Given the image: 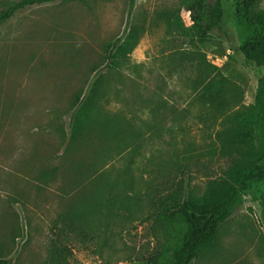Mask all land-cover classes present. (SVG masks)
<instances>
[{
  "label": "rangeland",
  "instance_id": "374dc122",
  "mask_svg": "<svg viewBox=\"0 0 264 264\" xmlns=\"http://www.w3.org/2000/svg\"><path fill=\"white\" fill-rule=\"evenodd\" d=\"M9 1L0 0V7ZM191 2L64 0L23 9L0 25V259L51 264L60 248L63 264H150L181 238L183 225L154 220L147 192L164 197L182 185L203 193L229 164L215 149L208 110L196 99V81L205 76L198 63L206 58L245 87V104L254 102L264 75V66L239 50L251 28L236 1H221L223 29L207 33ZM257 10L264 11V0ZM132 27L137 46L111 68L106 48ZM99 73L107 75L103 108L130 121L122 124L123 140L100 143L90 131L72 136L75 100L88 95ZM99 144L104 153L91 172L86 164ZM127 163L134 190L122 182L113 196L131 199L135 213L106 220L100 210H85L106 178L99 171L123 178ZM80 197L87 214L69 220ZM193 264H264L258 195H245L222 224L217 247Z\"/></svg>",
  "mask_w": 264,
  "mask_h": 264
},
{
  "label": "trees",
  "instance_id": "16d2710c",
  "mask_svg": "<svg viewBox=\"0 0 264 264\" xmlns=\"http://www.w3.org/2000/svg\"><path fill=\"white\" fill-rule=\"evenodd\" d=\"M56 1L64 0H10L0 7V25L23 9ZM134 1L130 0L132 6ZM202 1L192 0L189 6L191 11L199 10L203 17L200 19L193 15L194 20H200V31L207 33L216 26L223 29L219 20L222 0L212 6H200ZM235 1L242 18L251 28L239 50L248 61L264 66V11L257 10L259 0ZM138 35L132 27L126 35L118 37L106 48L111 68H117L135 49L139 41ZM197 68L205 71V76L196 81V99L208 110L207 120L210 122L209 129L212 130L210 134L213 136L215 149L229 160V164L220 176L209 180L203 193L184 191L182 185L164 197L159 191L147 192L146 199L155 221L165 223L170 228L177 221L184 227L183 235L175 245L170 250L164 249L151 257L150 264H193L203 254L217 247L222 224L232 216L245 195H258L264 203V75L258 80L254 102L245 104L246 89L236 80L224 75L206 58L198 63ZM106 77L105 73H99L93 79L88 95L83 98L77 96L75 100L71 130L76 140L88 131L98 135L100 143L123 140L128 136V131L122 124L129 125V119L103 108ZM101 146L99 144L98 149L92 151L94 159L86 164L91 172H96L99 168L97 156L101 158V152L104 153L103 149L100 150ZM118 147L124 148L121 144ZM76 163L79 166L83 164L82 160ZM99 172L106 178L100 184L94 200L87 203L85 210H100L102 219L106 220L118 214H134L131 199L113 196L114 188L117 189L122 182L131 191L134 190V175L130 165H125L123 178H110L111 169L102 168ZM80 200L81 197L77 211L69 215V220H78L87 214ZM62 255L63 251L55 248L52 251L51 264H63L65 258ZM0 264L9 262L0 259Z\"/></svg>",
  "mask_w": 264,
  "mask_h": 264
}]
</instances>
